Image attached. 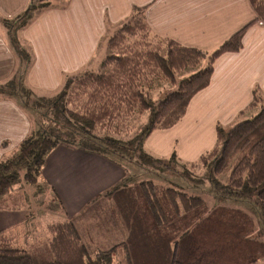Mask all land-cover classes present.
Listing matches in <instances>:
<instances>
[{"label": "trees", "instance_id": "16d2710c", "mask_svg": "<svg viewBox=\"0 0 264 264\" xmlns=\"http://www.w3.org/2000/svg\"><path fill=\"white\" fill-rule=\"evenodd\" d=\"M37 2L35 5L30 0L29 8L13 23L1 20L11 37V48L25 63L28 56L17 45L15 33L33 19L30 11L40 13L50 6L47 0ZM248 2L256 20L264 24V0ZM17 21L20 24L14 26ZM247 26L208 54L152 36L145 7H134L106 40L105 56L96 72L86 70L67 79L51 98L36 97L19 83L17 88L14 81L1 87L0 94L16 96L23 106L40 112L50 126L37 125L16 152L0 162V204L20 182L37 187L48 154L65 145L123 169L122 181L102 196L113 201L127 239L109 251L91 254L70 220L47 224L44 245L38 249L17 244L21 235L16 229L4 230L0 231V264H214L194 237L208 207L200 195L188 192L201 190L204 182L212 190L204 188L203 193L215 194V203H250L264 221V103L252 118L231 129L217 127L216 146L189 167L191 171L198 164L207 169L191 181L190 188L170 183L162 175L168 169L164 159H156L143 149L153 132L171 129L180 122L191 99L208 87L215 60L241 50ZM179 74L188 75L178 80ZM160 85L172 90L168 88L162 99L153 100L150 92ZM31 96L33 101L28 102ZM261 101L253 96L247 109ZM144 114L146 120L138 133L122 137L118 125L123 118ZM170 160L178 159L172 155ZM127 164L136 167L138 174L129 173ZM190 171L184 173L188 179L193 174ZM23 235L28 238L30 233ZM116 256H121L120 263L114 261Z\"/></svg>", "mask_w": 264, "mask_h": 264}, {"label": "crops", "instance_id": "0c3cea01", "mask_svg": "<svg viewBox=\"0 0 264 264\" xmlns=\"http://www.w3.org/2000/svg\"><path fill=\"white\" fill-rule=\"evenodd\" d=\"M63 1V10L70 18L71 26L77 29L73 34L80 35L81 40L55 42L45 48L52 50L51 54H42L48 64L68 67L66 72H60L59 69L56 73V87L61 85L64 75L72 74L74 77L86 71L89 65H98L95 60H103L106 40L129 18L134 7H145L146 24L152 36L170 39L184 47L196 48L208 54L248 25L242 37L241 50L221 55L215 60L208 87L191 99L180 122L171 129L155 131L150 135L153 138L160 136L157 139L160 143L158 147L166 144L168 147L177 146L180 132L183 133L188 126L191 128L193 123L203 120L207 126L201 131H208L207 145L210 147L202 152L205 154L216 146L217 127L229 130L239 114L248 112L246 117L250 119L257 113L254 108L247 107L253 96L264 99V24L256 20L248 0ZM48 3L51 4V1ZM29 4L30 0H0V20L15 19ZM1 28L0 89L9 81H17L22 85L18 74L19 68L23 67L9 45L4 27ZM47 29L51 28L47 26ZM19 36V39L26 42L21 33ZM15 37L18 40V36ZM31 70L29 68L25 75L23 87L32 91L36 97H45L41 94L48 89L45 84L47 73L37 76L34 72L31 74ZM21 104L15 97L0 94V162L12 156L19 144L36 127L31 126ZM146 141L150 143L151 139ZM145 148V152L152 157L154 152L159 154L160 151L150 146ZM161 155L156 157L165 159L169 157V152ZM176 157L182 162L189 161L182 154ZM96 173L100 175L94 176ZM124 176L123 169L99 156L59 145L48 154L40 182L51 187L58 195L61 205L58 210L61 217L58 220H70L85 247L92 253L111 248L114 246L112 243L118 242L116 245H119L127 239L126 228L112 200L99 199L121 182ZM81 189L82 193L90 194L88 198L81 195ZM94 196L97 198L93 202L97 199L99 202L84 212L81 204ZM101 204L104 210H100ZM25 215L21 208L0 209V231L18 229L25 222ZM100 243L105 244V247L100 246Z\"/></svg>", "mask_w": 264, "mask_h": 264}, {"label": "rangeland", "instance_id": "374dc122", "mask_svg": "<svg viewBox=\"0 0 264 264\" xmlns=\"http://www.w3.org/2000/svg\"><path fill=\"white\" fill-rule=\"evenodd\" d=\"M33 1L35 5H38L37 0ZM48 1H51V4H49L50 6L42 10L40 13H37L35 10L30 11V15L33 16V19L30 20L23 29L17 31L15 35L18 36L17 45L28 56V62L26 63L24 62V60L18 59L19 64H22L23 66L22 68H19L18 74L20 79H22V86L25 83V75L27 74L29 68L32 69L31 74L34 72L37 76L40 75V73H47L45 84L48 86V89H45L46 91L41 95H45V97L51 98L55 96L58 91H60L64 80L66 81L67 79L72 78V74L64 75L66 79L63 78L61 85L59 87H56V73L59 72V69H61L60 72H66V69L68 67L51 66L47 63V61L44 60L42 54H46L47 52L51 54L52 50H47L45 48H47V46L50 47V45L55 42L59 43L66 41L71 43L74 39L81 40V36H76L73 34V32L77 31V29L71 26L69 20L70 18L66 16L67 14L63 10L65 1ZM28 8L29 5L27 9ZM9 21L13 23L14 19ZM15 23L16 24L14 26H17L20 24V21H17ZM0 25H2L1 20ZM47 26L52 30L47 29ZM5 31L8 39H11L6 29ZM20 33L24 37L23 39L26 42H23V40L19 39ZM112 34L113 33H111L109 37ZM12 50L14 51V49ZM95 64L98 65H89V67H86V70L96 72L97 70H99L101 61L95 60ZM28 65L29 67L26 68V66ZM79 72L80 71H78L77 73ZM188 74H179L177 76V79L180 80ZM14 83V85H16L18 88L19 82L17 83V81H15ZM6 84H8V82ZM17 88L15 90H17ZM168 88L170 87L166 85H160L156 90L150 92L151 98L153 100H157L160 98L162 99L166 92L169 91ZM170 90H172V88H170ZM5 91L8 92L9 90L5 89ZM8 93L13 94L12 92ZM19 96H21V94ZM12 97L14 96L12 95ZM32 101L33 97L31 96L28 102ZM263 103L264 99H262L260 103L254 106V109L258 112L260 106H262ZM21 106L27 112L32 127L37 125H42L43 127L50 126L49 123H46L41 119L40 112L34 111L31 108H27L22 104ZM247 114L248 112L242 115L239 114L235 123L229 126L230 129L237 124L248 120L249 117H246ZM145 120V114L140 117L133 115L123 118L122 122L118 125V130L120 131L121 136L123 137L124 134H126L127 137H132L134 134L138 133ZM205 126L207 125L203 120H200L199 123H193V126L191 128L190 126H188L183 130L184 132L182 131L183 133L180 132V135L178 137L179 142L177 146L168 147L166 144L161 148L158 147L160 143L157 139L160 138V136H156L155 138H153V136H150V143H148L147 141L144 142V150L146 149L145 146H150L151 149L159 148L160 155H165L167 154V152H169V157L164 159V161L166 162V166H168V169L165 170V174L162 175L163 177H167L170 180V183L172 181V184L177 185L180 188H190L192 180L195 181L199 177L206 174L207 169L204 170L203 168H200L198 164V167L196 166V168H193L191 171L189 170L192 162L194 161V164L198 163L199 158L203 155L202 152H204L207 148H210L209 145H207L209 142L208 131H201ZM223 128L224 127H222V129ZM164 139H167V137H165ZM177 149H179L180 152H178ZM153 154L155 155H153V157L158 159L156 156H159V154L156 152H154ZM170 154L175 156L182 154L189 161H171L170 158L172 155L170 156ZM126 166L128 167L127 171L129 173L138 174L136 167L129 164H127ZM187 171H190L191 174L193 173L189 177V179L184 175V173H186ZM99 175V173H96V175L94 176ZM89 179H92V177H89ZM167 185L169 184L167 183ZM204 185V188L208 189L209 187V190L211 189L210 184H205L204 182ZM204 188H202L201 190H199L198 188H193L189 189L188 192L190 194L200 195L205 200L208 207V210L204 215L203 224L199 228H196L194 230V237L198 242L199 248L207 251L210 254L208 257L209 261L214 264H264V221L260 217L261 215L258 211V208L255 205L246 202L245 204L240 203L238 205H234L226 201L215 203L212 198L215 194L213 195L210 192V194L203 193V191H206L204 190ZM81 195L84 196V198H88L90 194L88 192L82 193L81 189ZM96 198L97 196H94L93 198L87 199L85 203L83 202V204H81V208L85 209L84 212L88 211L90 207L95 206L99 202L97 200L108 199L107 197L101 196L99 197V199L93 202V200ZM0 206L3 208H21L24 210L26 218L25 222H23V225H21V227H19L15 231L16 233H19L21 235L16 239V243L20 246L31 249H38L40 246L42 247L44 245L43 238L46 235L43 232L44 227L50 222L58 220V217H61L58 213V210L61 207L58 195L55 193V190H52L51 187H48L41 182H39L37 187L26 185L25 183L20 182L14 187L13 192H11L10 195L3 202H1ZM101 209L104 210L102 204L100 210ZM27 220L28 222L26 223ZM26 231L30 233V236L28 238L23 235ZM117 243H112V245L114 246H112L111 248L109 247L108 249L96 250L91 254H94L95 252L109 251L112 248L116 247ZM100 246L105 247V244L101 245L100 243ZM90 251L88 252L90 253ZM114 261L116 263H120L121 256H116L114 258Z\"/></svg>", "mask_w": 264, "mask_h": 264}]
</instances>
